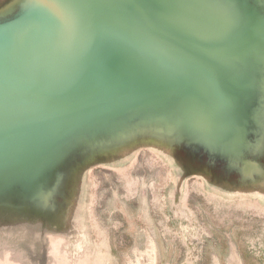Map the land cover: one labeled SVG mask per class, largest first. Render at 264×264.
<instances>
[{
  "label": "water",
  "instance_id": "water-1",
  "mask_svg": "<svg viewBox=\"0 0 264 264\" xmlns=\"http://www.w3.org/2000/svg\"><path fill=\"white\" fill-rule=\"evenodd\" d=\"M254 2L28 0L0 16V168L27 171L28 195L52 200L46 156L78 132L180 103L198 147L231 134L224 120L232 132L257 122L264 0ZM158 121L171 140L173 123Z\"/></svg>",
  "mask_w": 264,
  "mask_h": 264
},
{
  "label": "rangeland",
  "instance_id": "rangeland-1",
  "mask_svg": "<svg viewBox=\"0 0 264 264\" xmlns=\"http://www.w3.org/2000/svg\"><path fill=\"white\" fill-rule=\"evenodd\" d=\"M256 78L257 122L232 132L224 120L231 134L214 147L197 146L180 103L61 141L44 168L52 200L28 195L27 171L0 168V264H264V71ZM162 119L171 140L154 131Z\"/></svg>",
  "mask_w": 264,
  "mask_h": 264
},
{
  "label": "bare ground",
  "instance_id": "bare-ground-1",
  "mask_svg": "<svg viewBox=\"0 0 264 264\" xmlns=\"http://www.w3.org/2000/svg\"><path fill=\"white\" fill-rule=\"evenodd\" d=\"M28 0H12L6 6L0 8V16H6L15 12L21 5H24V2ZM260 13V12H258ZM260 16H264L263 14H259ZM259 23L263 21V19L259 18ZM116 145V143L114 144ZM112 146V145H111ZM117 147V146H116ZM155 263V262H154Z\"/></svg>",
  "mask_w": 264,
  "mask_h": 264
}]
</instances>
